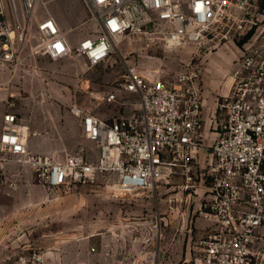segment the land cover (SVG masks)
<instances>
[{
  "label": "built area",
  "instance_id": "1",
  "mask_svg": "<svg viewBox=\"0 0 264 264\" xmlns=\"http://www.w3.org/2000/svg\"><path fill=\"white\" fill-rule=\"evenodd\" d=\"M36 1L0 0L2 62H14V46L29 41ZM84 1L94 9L97 34L73 44L48 14L37 22L41 42L33 49L36 53L55 60L77 56L94 67L107 61L118 41L135 35L159 32L169 43L208 44L219 34V40H229L230 30H217L231 21H244L257 8L255 0ZM239 52L230 92L222 95L216 107L219 133L210 145L212 162L203 173L211 185L200 213L211 225L200 242V264H264V37L256 31ZM121 91L139 96L136 114L110 119L78 104L71 107L85 137L97 143L96 161H88L82 151L62 161L33 152L25 126L15 113H6L0 134V170L11 164L12 157L51 190L110 175L115 195L154 189L176 174L191 183L196 159L207 149L200 71L192 67L150 77L133 65L105 99L115 102ZM13 185L10 178L2 179L0 198L11 195ZM150 254L153 259L148 264H157L155 254ZM2 264L47 262L36 253H11Z\"/></svg>",
  "mask_w": 264,
  "mask_h": 264
},
{
  "label": "rangeland",
  "instance_id": "2",
  "mask_svg": "<svg viewBox=\"0 0 264 264\" xmlns=\"http://www.w3.org/2000/svg\"><path fill=\"white\" fill-rule=\"evenodd\" d=\"M254 3L253 15L217 30H230L229 40H219V34L208 44L169 43L159 32L140 34L118 41L106 62L89 67L77 56L55 60L33 49L41 42L37 22L48 14L73 44L96 35L94 9L84 0H37L29 41L14 46L13 66L0 60V93L8 95L11 89V112L28 127V144L36 141L37 153L62 161L82 151L90 161L99 148L85 137L81 121L71 113L74 104L110 119L136 114L137 94L117 93L115 102L105 99L133 65L150 77L195 67L202 85L218 72L227 80L241 45L256 31L264 37V0ZM218 133V128L205 129L207 149L196 159L191 183L176 174L154 189L125 195L113 193L110 175L51 190L11 157V164L0 170V183L10 178L15 187L11 195L0 198V264L11 253H36L47 264H148L153 259L150 253L157 264H196L205 230L201 225L208 221L200 207L211 185L203 173L212 162L210 145Z\"/></svg>",
  "mask_w": 264,
  "mask_h": 264
},
{
  "label": "crops",
  "instance_id": "3",
  "mask_svg": "<svg viewBox=\"0 0 264 264\" xmlns=\"http://www.w3.org/2000/svg\"><path fill=\"white\" fill-rule=\"evenodd\" d=\"M6 65H10V66L12 65L13 66L14 62L8 63ZM220 74L221 73H219V72L217 74H212L213 77L215 76L214 79L210 80L207 83H204V85H203V87H204V90H203V103H204L203 117L205 120V129L217 128L216 120H219V117H220L219 113L216 110L218 101L222 97V95H227L230 92V85H231L232 79H233L232 75L226 80V78L224 76H221ZM221 84H222V87L220 86ZM9 92L10 93H8V95H7V93H6V95H5V93H0V134L2 132V128H3V124H4V115L6 113H13V112H11V89H9ZM119 93H129V92L121 91ZM5 96H7L8 99H7V105H6L7 109L4 112V110H5L4 97ZM106 118H108V117H106ZM23 121H25V120H23ZM25 122H26V124L28 123L27 121H25ZM35 143H36V141L30 142L29 147L32 151L37 152ZM96 152H95V154H93L90 161H96L97 160V158L99 156V150ZM200 154H201V152H200ZM210 225H211V223L208 221L202 223L201 227L204 228L205 230L203 231V234H201V237H203L204 234L209 231V228L208 229H206V228ZM197 252H198V257L196 258V264H200L201 263V257H202L201 248H199ZM189 253H190V250L186 252V256H189Z\"/></svg>",
  "mask_w": 264,
  "mask_h": 264
},
{
  "label": "bare ground",
  "instance_id": "4",
  "mask_svg": "<svg viewBox=\"0 0 264 264\" xmlns=\"http://www.w3.org/2000/svg\"><path fill=\"white\" fill-rule=\"evenodd\" d=\"M24 133H25V135L27 136L28 129H27L26 127H24Z\"/></svg>",
  "mask_w": 264,
  "mask_h": 264
},
{
  "label": "trees",
  "instance_id": "5",
  "mask_svg": "<svg viewBox=\"0 0 264 264\" xmlns=\"http://www.w3.org/2000/svg\"><path fill=\"white\" fill-rule=\"evenodd\" d=\"M263 6H264V5H263ZM251 33H252V31H250V32L246 35V37L250 36Z\"/></svg>",
  "mask_w": 264,
  "mask_h": 264
}]
</instances>
